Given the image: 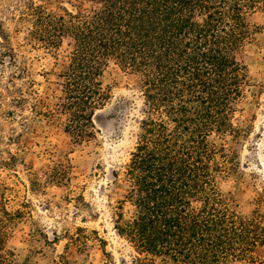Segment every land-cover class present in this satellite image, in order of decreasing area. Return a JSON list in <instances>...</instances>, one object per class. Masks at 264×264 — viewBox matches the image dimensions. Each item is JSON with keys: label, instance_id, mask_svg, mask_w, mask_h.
<instances>
[{"label": "trees", "instance_id": "16d2710c", "mask_svg": "<svg viewBox=\"0 0 264 264\" xmlns=\"http://www.w3.org/2000/svg\"><path fill=\"white\" fill-rule=\"evenodd\" d=\"M89 1L96 4L92 10L52 11L25 0L20 11L32 24L33 44L60 49L68 41L55 108L37 100L33 67L0 20V65L12 70L9 104L23 109L31 103L34 119L65 115V130L78 143L88 142L96 137V112L112 98L105 71L116 65L133 75L144 96L143 118L123 175L113 171L115 189H123L115 227L137 252L133 264L254 260L256 250L264 248V215L235 211L220 179L239 167L227 139L237 142L246 132L234 123L249 85L238 52L256 39L248 16L264 11V0ZM0 97L3 109L7 103ZM0 164L9 166L5 159ZM5 213L0 264H32L21 263L17 251L7 248L5 220L12 214ZM84 234L69 239L86 248ZM96 238L105 242L98 233Z\"/></svg>", "mask_w": 264, "mask_h": 264}, {"label": "rangeland", "instance_id": "374dc122", "mask_svg": "<svg viewBox=\"0 0 264 264\" xmlns=\"http://www.w3.org/2000/svg\"><path fill=\"white\" fill-rule=\"evenodd\" d=\"M24 1L0 0V20L13 46L33 67L37 100L55 108L61 99L60 75L68 62V41L60 49L33 44L32 24L21 18ZM35 1L52 11L96 7L89 0ZM248 21L257 34L238 52L247 66L249 85L234 118L246 132L237 142L227 138L238 153L239 167L220 179L232 208L245 216L254 211L264 215V11L251 13ZM0 66V94L7 103L0 109V162H9V166L0 164V220L7 215L5 210L12 214L5 220L7 248L17 251L21 263L28 259L32 264H133L137 252L115 227V205L123 189H115L113 171L123 175L143 118L144 96L136 78L116 65L105 71L112 98L94 116L96 137L78 143L65 130V115L34 119L31 103L23 109L9 104L11 93L6 87L12 70ZM8 109L15 113L8 114ZM78 233L89 237L86 248L69 239V234ZM254 257L231 264H260L264 248L257 249Z\"/></svg>", "mask_w": 264, "mask_h": 264}]
</instances>
